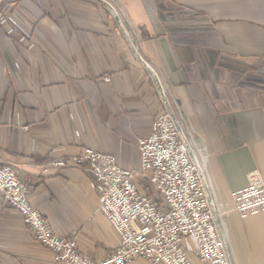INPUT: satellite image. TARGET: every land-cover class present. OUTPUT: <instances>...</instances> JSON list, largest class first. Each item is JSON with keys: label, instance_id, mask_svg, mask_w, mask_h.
Returning <instances> with one entry per match:
<instances>
[{"label": "crops", "instance_id": "obj_1", "mask_svg": "<svg viewBox=\"0 0 264 264\" xmlns=\"http://www.w3.org/2000/svg\"><path fill=\"white\" fill-rule=\"evenodd\" d=\"M11 16L29 35L9 31ZM167 101L208 147L232 263L264 264V211H226L252 169L264 177V0H0V165L16 167L32 204L56 233L77 232L90 259L119 241L94 177L46 167L91 146L137 169V140ZM0 264H56L1 193Z\"/></svg>", "mask_w": 264, "mask_h": 264}, {"label": "built area", "instance_id": "obj_2", "mask_svg": "<svg viewBox=\"0 0 264 264\" xmlns=\"http://www.w3.org/2000/svg\"><path fill=\"white\" fill-rule=\"evenodd\" d=\"M9 19L15 25L10 32L29 35L21 23L12 16ZM140 58L166 99L159 75ZM136 144L137 169L124 168L116 155L91 146L68 158H56L46 167L48 172L51 168L86 167L94 177L99 210L119 240L105 259L93 260L79 252L77 232L68 236L54 231L32 204L30 188L14 165H0V193L31 226L36 239L53 252L56 264H131L139 258L152 264H196L194 259L205 264H233L205 173L208 149L185 130L168 101L151 132ZM231 196L233 204L227 205L226 211H236L243 218L263 212L264 177L260 169H252L247 186Z\"/></svg>", "mask_w": 264, "mask_h": 264}, {"label": "rangeland", "instance_id": "obj_3", "mask_svg": "<svg viewBox=\"0 0 264 264\" xmlns=\"http://www.w3.org/2000/svg\"><path fill=\"white\" fill-rule=\"evenodd\" d=\"M113 10H114V13H115V17H117V18H118V21H120V23H122V21L124 20V17L122 16L121 11H119L118 9H115V8H114ZM116 12L119 13V16L116 14ZM178 118L181 120V122H182V124H183L185 130L188 131L189 134L192 135V136L194 137V139L197 140L198 143H199V142H200V143L203 142V141L201 140V138L198 136L197 131L194 130V129L191 127V125H189L188 122H186L185 117H184V115H183L182 112H181V114L178 115ZM136 145H137V144H136ZM204 145H205L206 148L208 149L207 145H206V144H204ZM208 154H209V152H208ZM209 156H210V154H209ZM208 159H209V158H208ZM208 159H207L206 163L208 162Z\"/></svg>", "mask_w": 264, "mask_h": 264}]
</instances>
